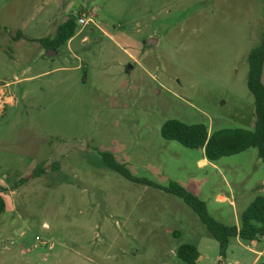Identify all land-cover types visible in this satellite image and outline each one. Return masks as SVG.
<instances>
[{"label":"rangeland","instance_id":"obj_1","mask_svg":"<svg viewBox=\"0 0 264 264\" xmlns=\"http://www.w3.org/2000/svg\"><path fill=\"white\" fill-rule=\"evenodd\" d=\"M71 14L89 20L45 57L28 38L53 35ZM0 25V264H186L175 255L184 243L198 251L192 264H253L264 240L231 237L219 255L186 204L122 177L101 152L238 225L264 187L255 149L204 164L159 127L252 128L245 57L264 34V0H0ZM40 163L43 173L19 181Z\"/></svg>","mask_w":264,"mask_h":264},{"label":"trees","instance_id":"obj_2","mask_svg":"<svg viewBox=\"0 0 264 264\" xmlns=\"http://www.w3.org/2000/svg\"><path fill=\"white\" fill-rule=\"evenodd\" d=\"M76 29V17L71 14L56 24L52 36L32 40L38 42L45 50L55 49L57 51L75 34ZM0 31H5V27L0 25ZM11 38L18 40L24 37L19 30H16ZM263 59L264 34L258 43L248 50L245 57L247 63L245 87L251 95L253 103L251 129L221 128L208 133L203 124H186L176 119H167L159 127L160 136L165 140L176 141L185 148L202 149L203 157L207 161H215L220 157L254 148L256 157L264 164V85L260 79ZM101 160L109 169L127 180L161 189L179 198L195 213L208 234L215 240L219 255L224 254L231 237H237L243 242L259 240L264 237V191L256 193L241 210L238 216V225H225L210 216L205 203L177 182L169 181L166 186H160L144 178H135L129 174L124 165L115 162L111 154L107 152H101ZM43 172L44 166L40 163L28 174L20 177L19 181L25 182L36 178ZM3 210L4 201L0 195V214ZM175 255L182 262L192 264L198 257V251L194 245L184 243L175 249ZM255 264H264V261H258Z\"/></svg>","mask_w":264,"mask_h":264},{"label":"crops","instance_id":"obj_3","mask_svg":"<svg viewBox=\"0 0 264 264\" xmlns=\"http://www.w3.org/2000/svg\"><path fill=\"white\" fill-rule=\"evenodd\" d=\"M62 21V19L59 21V22H61ZM59 22H57V23H55L53 26L55 27V25L56 24H58ZM55 29V28H54ZM54 33V32H53ZM46 36H49V35H46ZM52 36V35H51ZM74 36V35H73ZM72 36V37H73ZM40 37H44V36H41V35H39V36H31V37H29L28 39L29 40H31V41H34V40H32V39H37V38H40ZM71 37V38H72ZM70 38V39H71ZM22 38H19L18 40H21ZM70 39H68L67 41H69ZM82 41V40H81ZM42 51H46L45 49H43L42 47H41V52ZM54 56V55H53ZM52 57V56H51ZM200 151H201V158L198 160V162L199 161H202L204 164H205V162H207V160L203 157V152H202V149H200ZM262 183H263V181L261 180L260 181V183L257 185V186H255V193H257V192H263L264 191V187H262L261 185H262ZM225 199V196L224 195H222V194H216L215 195V200L216 201H223ZM229 203L232 205L233 204V202L232 201H229ZM235 239L237 238V237H234ZM238 239V238H237ZM263 241L264 240V237H262V238H260L259 240H252V241ZM241 241V240H240ZM263 254H264V246H263V248H261L260 250H257L256 251V255H255V257H254V259L252 260V263L253 264H255L256 262H258V260H259V258L261 257V256H263Z\"/></svg>","mask_w":264,"mask_h":264},{"label":"water","instance_id":"obj_4","mask_svg":"<svg viewBox=\"0 0 264 264\" xmlns=\"http://www.w3.org/2000/svg\"><path fill=\"white\" fill-rule=\"evenodd\" d=\"M155 42H156L155 37H149V38H147V39L145 40V45H154ZM55 53H56V50H55V49H47V50L45 51L44 56H45V57H51V56L55 55ZM1 83H2V82H0V84H1Z\"/></svg>","mask_w":264,"mask_h":264},{"label":"built area","instance_id":"obj_5","mask_svg":"<svg viewBox=\"0 0 264 264\" xmlns=\"http://www.w3.org/2000/svg\"><path fill=\"white\" fill-rule=\"evenodd\" d=\"M89 19L87 17H85L83 14H80L76 17V23L77 25L80 24V25H84L86 24V22L88 21ZM35 239H38L37 237H35Z\"/></svg>","mask_w":264,"mask_h":264}]
</instances>
